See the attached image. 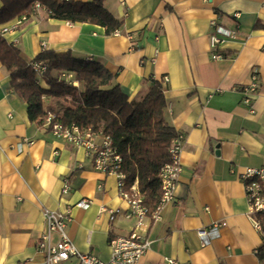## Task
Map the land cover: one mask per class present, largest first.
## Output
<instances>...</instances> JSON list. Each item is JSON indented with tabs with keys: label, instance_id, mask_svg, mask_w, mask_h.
Returning a JSON list of instances; mask_svg holds the SVG:
<instances>
[{
	"label": "crops",
	"instance_id": "0c3cea01",
	"mask_svg": "<svg viewBox=\"0 0 264 264\" xmlns=\"http://www.w3.org/2000/svg\"><path fill=\"white\" fill-rule=\"evenodd\" d=\"M103 1L122 21L119 34L42 9L18 28L16 18L2 24L10 28L3 36L29 62L45 49L97 60L133 101L143 99L151 78H168L165 119L185 135L184 170L160 218L144 220L140 232L150 246L139 264H261L263 233L250 218L242 173L264 168V0ZM213 22L239 28L218 44L227 55L222 59L212 56ZM254 68L260 86L249 106L242 88ZM10 79L0 61V264H45L37 247L47 229L45 209L70 210L68 233L78 249L109 260L111 238L130 234L137 224L124 216L129 204L119 195L117 177L97 169L83 147L32 121ZM81 200L88 206H77ZM222 222L203 245L198 229ZM59 239L53 232L52 241ZM58 264L81 262L71 256Z\"/></svg>",
	"mask_w": 264,
	"mask_h": 264
},
{
	"label": "trees",
	"instance_id": "16d2710c",
	"mask_svg": "<svg viewBox=\"0 0 264 264\" xmlns=\"http://www.w3.org/2000/svg\"><path fill=\"white\" fill-rule=\"evenodd\" d=\"M0 26L16 17L30 15L38 2L50 17L71 23L89 22L112 33L122 26L104 6L103 0H0ZM46 65L44 83L37 80L34 61ZM0 61L10 72L11 86L28 104L29 118L43 126L54 112L65 124L92 127L111 135L112 145L121 154L128 188L136 185L142 203L154 210L160 202V172L171 160L169 148L177 132L165 119L167 100L160 80L151 78L148 92L140 101L130 100L115 75L101 62L78 58L71 51L45 49L32 61L0 33ZM62 70L74 72L79 86L59 79ZM46 98H45V97ZM49 99V101H47ZM50 99L52 101H50ZM64 111V112H63ZM256 216L263 224V244L257 255L264 264V211Z\"/></svg>",
	"mask_w": 264,
	"mask_h": 264
},
{
	"label": "built area",
	"instance_id": "2783aa9c",
	"mask_svg": "<svg viewBox=\"0 0 264 264\" xmlns=\"http://www.w3.org/2000/svg\"><path fill=\"white\" fill-rule=\"evenodd\" d=\"M42 9H45V7L37 2L30 15L16 17L13 27H20L32 14ZM235 15L237 16L238 14ZM213 25H215V32L210 36V45L213 50L212 56L214 59H222L227 55L218 50V44L224 42L227 37L236 36L239 28L231 30L216 22H213ZM9 30V27L0 26V33L2 35ZM114 33L119 34V29L115 30ZM32 67L36 72L38 82L43 84V78L46 72L45 63L36 60L33 62ZM58 75L60 80H64L71 85L79 86L74 72L62 70ZM166 81H168L167 77L164 78L163 83ZM259 86V70L254 68L249 83L242 88L243 102L245 104L251 106L254 97L258 93ZM43 125L55 136L77 147H83L87 155L92 158L93 164L97 169L107 174H114L117 177L119 195L129 204V208L124 212V216L126 218L137 219V224L130 234L111 238L110 247L112 249V255L109 260H102L94 254L80 251L70 237L68 233V226L72 221L70 210L62 212L45 209L44 216L47 222V229L42 234L37 244L38 249L45 254V264H58L61 261L69 259L71 256L77 257L81 264H139L141 257L150 246V240L140 232L144 225L145 218L150 217L154 220L159 219L164 206L174 200L175 189L184 170L181 154L185 135L183 133H177L176 137L172 140L169 148L171 160L162 167L160 172L162 196L155 209L150 210L142 203L143 198L140 196L137 187L134 185L128 188L126 174L122 170L123 158L118 148L112 145L110 134H106L102 130H95L92 127H83L75 123L65 124L60 116L54 112L46 116ZM242 178L245 182L247 197L250 204V218L254 226L260 231H263V224L256 216V213L264 211V168L247 167L242 173ZM70 188V181L66 179L63 191L68 192ZM77 206L86 207L88 206V201L81 200L77 203ZM102 209L106 210V208ZM118 213H120L119 210L114 213L111 212V218H114ZM224 225L225 223L222 222L214 223L209 228H199L198 235L201 238L202 244L206 245L209 240L217 236L219 229ZM53 232H58L60 235V239L57 242L52 241ZM168 261L170 264H177L174 259H168Z\"/></svg>",
	"mask_w": 264,
	"mask_h": 264
},
{
	"label": "rangeland",
	"instance_id": "374dc122",
	"mask_svg": "<svg viewBox=\"0 0 264 264\" xmlns=\"http://www.w3.org/2000/svg\"><path fill=\"white\" fill-rule=\"evenodd\" d=\"M47 101H49V99ZM50 101H52V100L50 99Z\"/></svg>",
	"mask_w": 264,
	"mask_h": 264
}]
</instances>
